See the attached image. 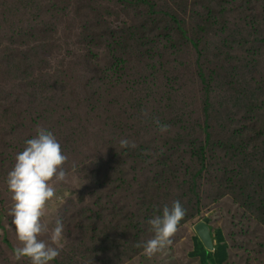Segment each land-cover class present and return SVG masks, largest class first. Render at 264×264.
I'll use <instances>...</instances> for the list:
<instances>
[{"label":"rangeland","instance_id":"374dc122","mask_svg":"<svg viewBox=\"0 0 264 264\" xmlns=\"http://www.w3.org/2000/svg\"><path fill=\"white\" fill-rule=\"evenodd\" d=\"M208 1L0 0V225L7 239L0 228V264H30L15 261L8 246L19 245L6 181L39 129L67 147L69 166L84 168L57 183L46 206L42 222L51 229L61 219L65 237L50 264H196L197 194L202 217L226 232L233 259L264 264V0ZM93 20L102 21L104 40L89 53L83 35ZM180 29L183 42L166 32ZM7 38H31L25 46L69 41L83 84L74 78L55 89L39 62L28 74L26 65L12 66L3 60ZM201 69L213 96L207 120ZM235 129L245 131L242 152L232 148ZM124 139L135 147L121 148ZM176 201L186 209L184 223L172 245L150 258L142 246L153 236L148 221ZM83 211L88 217L79 221ZM41 239L51 243L49 234Z\"/></svg>","mask_w":264,"mask_h":264},{"label":"clouds","instance_id":"9594fccd","mask_svg":"<svg viewBox=\"0 0 264 264\" xmlns=\"http://www.w3.org/2000/svg\"><path fill=\"white\" fill-rule=\"evenodd\" d=\"M168 125H160V131H168ZM121 148H134L135 144L124 139ZM68 157L51 131L39 129L37 134L25 141V146L15 157V164L7 177V190L12 207L8 213L15 227L17 247L12 258L15 261L27 259L30 264H50L63 248L64 226L61 219L49 229L42 222L47 204L55 197L57 183L66 182L68 172L64 165ZM186 209L179 201L172 207L164 206L162 215L148 221L152 238L143 243L144 254L153 257L164 252L173 243ZM49 234V244L41 237Z\"/></svg>","mask_w":264,"mask_h":264},{"label":"trees","instance_id":"16d2710c","mask_svg":"<svg viewBox=\"0 0 264 264\" xmlns=\"http://www.w3.org/2000/svg\"><path fill=\"white\" fill-rule=\"evenodd\" d=\"M212 4H213V0H209L208 5H212ZM93 21H95V20H93ZM93 21H90L89 28H85V29H87V31L83 35V36H85V38L87 40V48H88L89 53H94V48H95L96 44L98 43V39L104 40V29H101L99 27L100 23L102 21H99V22L98 21L93 22ZM205 23L206 22H204V24ZM91 26H93V27L90 28ZM200 28L202 31L206 30V28L204 26L200 27ZM32 31H33V27L28 22L27 33L31 34ZM166 32L169 36L178 35L179 42H183V40L185 38H188L186 35L187 32L184 30H181V29L179 30V33H176V32L171 33L169 31H166ZM32 33H34V32H32ZM6 36H7V33H6ZM70 37L71 36H69V38ZM22 39H24V38H22ZM30 39L31 38H29L28 40H24L21 44H18L16 42L15 38H7L9 45L6 46V49L8 51L4 52L5 56H4L3 60L5 59L6 61L13 62L12 66L26 65L27 66V74L30 72V70L32 69L34 64L39 62V68H41V70H48L45 73L48 76L49 80L54 81L53 86L55 89L61 88L65 81L68 82L69 84H72L69 80L74 79V78H77L76 82H81V84H83V81L81 79V74H80V69H82V68L78 67L79 63H77L76 58L73 57V52L67 50L69 41L65 42L64 45L57 44V45H54L53 47L44 46L42 44L33 45V46H30V45L25 46L27 43H30V41H29ZM190 41H191V39H190ZM0 47H1V36H0ZM23 47H24V49H23ZM20 52H21V56L19 57V56H17V54H19ZM16 57H19L22 60V62L21 63L14 62ZM0 61H1V59H0ZM197 62H198V65L200 66L199 60ZM56 71H58L60 73L59 75H61L62 78H60V76L55 74ZM200 76H201L200 79L203 82L202 84L205 85L204 94L206 95V97L202 101V104H203L202 109H203V113L205 115V118L207 120L211 106L213 104V102H212L213 96H212L211 86L208 83L207 78L204 77L202 69L200 71ZM236 93H237V91H235L233 93L229 91V97H233V95ZM251 93H252L251 97H252V101H253V103L251 102V104H253V106H252V108L250 107V109H252L253 111L259 110L258 98L256 96L257 90H255L254 92H251ZM263 113H264V107H263ZM263 125H264V117H263ZM241 133H245L244 129H242V130L235 129L234 133L230 136V139L232 141V148L234 151L242 152L245 149L244 143H245V141H247V139ZM209 137H210V134L208 133L207 142H205V144L202 146V156L203 157H205V155L203 153H204V151L207 148V145L209 143ZM234 142H235V144H234ZM60 145H61V143H60ZM62 147H64V146H62ZM66 150H67V147L62 148L63 154H65L67 156ZM255 152H257V151H255ZM204 161H205V159L202 158L201 162L204 163ZM64 167L68 173L69 172H77L78 174L83 175L82 169H84V168H80L77 163H73V164H71V166H69L68 161H67L66 164L64 165ZM203 170H204V166L202 165V167L198 170V172L196 174L201 173ZM88 181L91 184H94L93 187H96L94 179H89ZM194 185H195V183H194ZM166 186L168 189L171 188L169 185H166ZM195 187H196V185H195ZM198 187H199V184H198ZM195 191H196V193H198V188ZM197 196H198V198L192 202H193V204H196L197 213L194 217H198L199 218L198 222H199L200 220H202L203 218L208 217V216L202 217L201 209H200V201H199L200 196L198 194H197ZM86 205H87V208H86L87 210H88V207H89L90 211L93 210V208L88 206V204H86ZM86 213L87 212H85V211H83L82 213H79V212L77 213L79 221L87 219L88 216H85ZM182 223H184L183 220H181L180 224H182ZM209 225H211V229H212V233H213V231H214L213 226L214 225L212 224V220H210V217H209ZM0 228L4 232L3 233V235H4L3 240H4V243L6 244L7 243L6 227L4 225H0ZM194 228H195V226H194ZM219 230H222V229L220 228ZM195 232H196V230H195ZM196 237H197V239L200 238L198 236L197 232H196L193 240ZM8 246L12 250H14V247H12L9 243H8ZM193 247H196V244L193 245ZM190 254H191V256H194V258H195L196 252L194 249H193V251H190Z\"/></svg>","mask_w":264,"mask_h":264},{"label":"crops","instance_id":"0c3cea01","mask_svg":"<svg viewBox=\"0 0 264 264\" xmlns=\"http://www.w3.org/2000/svg\"><path fill=\"white\" fill-rule=\"evenodd\" d=\"M219 229L217 224L213 226V237L215 241V248L213 249L205 246L200 238L197 239L196 237L193 240V245L196 244V247L192 248V251L194 249L196 252V264H249L245 262H236L233 259L230 242L226 232Z\"/></svg>","mask_w":264,"mask_h":264},{"label":"water","instance_id":"95a60500","mask_svg":"<svg viewBox=\"0 0 264 264\" xmlns=\"http://www.w3.org/2000/svg\"><path fill=\"white\" fill-rule=\"evenodd\" d=\"M195 230L205 246H207L210 249L215 248V241H214L211 225H209V217H205L202 220H200L195 225Z\"/></svg>","mask_w":264,"mask_h":264}]
</instances>
